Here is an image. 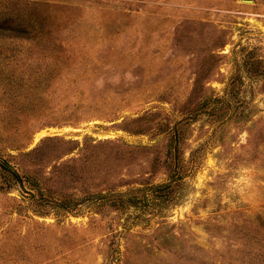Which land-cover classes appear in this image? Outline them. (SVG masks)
<instances>
[{"label": "rangeland", "instance_id": "1", "mask_svg": "<svg viewBox=\"0 0 264 264\" xmlns=\"http://www.w3.org/2000/svg\"><path fill=\"white\" fill-rule=\"evenodd\" d=\"M0 264H264V0H0Z\"/></svg>", "mask_w": 264, "mask_h": 264}, {"label": "trees", "instance_id": "2", "mask_svg": "<svg viewBox=\"0 0 264 264\" xmlns=\"http://www.w3.org/2000/svg\"><path fill=\"white\" fill-rule=\"evenodd\" d=\"M141 119H144V118H142L141 117ZM140 118H139V120H141ZM138 119L137 120H135V121H139ZM4 168L6 169V170H8L9 171V169H8V167H7V165H6V167L4 166Z\"/></svg>", "mask_w": 264, "mask_h": 264}]
</instances>
